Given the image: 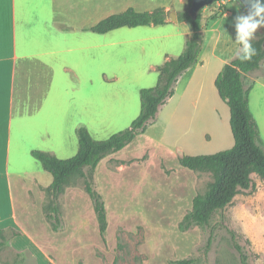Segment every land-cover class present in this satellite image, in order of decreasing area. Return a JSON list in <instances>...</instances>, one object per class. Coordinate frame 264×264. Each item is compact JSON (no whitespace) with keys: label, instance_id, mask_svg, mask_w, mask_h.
<instances>
[{"label":"rangeland","instance_id":"obj_1","mask_svg":"<svg viewBox=\"0 0 264 264\" xmlns=\"http://www.w3.org/2000/svg\"><path fill=\"white\" fill-rule=\"evenodd\" d=\"M128 1H116L118 5L113 6V0H103L97 7L89 2L82 14L72 17V25L98 24L127 10ZM184 1L188 9V0H150L149 6L154 11L171 5L183 12ZM202 11L205 39L201 56L207 63L197 78L203 80L204 89L192 85L187 91V79L182 81L157 122L96 170L94 187L103 196L108 213L106 241L100 236L84 179L54 199L42 187L47 180L52 183V175L31 154L11 164L2 158L0 231L7 242L0 247V264H170L189 259L193 264H242L230 230L250 253V263L264 264V182L259 179L254 180L253 190L238 195L218 213L210 227L179 229L194 198L204 194L213 181L210 173L182 167L179 158L215 154L234 146L229 107L220 97L214 102L206 96L211 88L217 92L212 82L219 70L214 48L228 60L237 56L236 19L247 13L238 0H222ZM168 29L167 40L161 27L152 26L100 36L96 66L77 67V76L56 74L48 125L54 139L43 147L55 151L60 159H69L79 150L74 126L86 127L96 140L128 129L140 115L141 90L157 85L158 75L152 68L162 66L167 53L174 58L182 54L176 45L180 33L190 28L174 24ZM78 43L72 41L71 47ZM70 55L73 60L76 53Z\"/></svg>","mask_w":264,"mask_h":264},{"label":"trees","instance_id":"obj_2","mask_svg":"<svg viewBox=\"0 0 264 264\" xmlns=\"http://www.w3.org/2000/svg\"><path fill=\"white\" fill-rule=\"evenodd\" d=\"M188 2L189 8L178 13V21L189 22L192 27L185 49L178 58L166 56L165 63L157 69V85L141 90L140 115L128 129L115 133L106 140H96L86 127L78 128L76 133L79 136V150L69 159H60L55 154L40 150L31 152L33 158L53 177L51 185L45 191L54 199L63 195L66 187L73 182L85 180L86 192L93 201L103 241H106L108 231V213L103 196L94 187L96 170L103 160L127 148L157 122L162 108L175 96L180 78L198 63L205 39L203 11H200L197 19H193L189 13L192 0ZM168 17L169 12L165 8L159 7L149 12L129 8L101 20L88 31L105 35L121 28L161 26L168 24ZM254 35L252 45L256 49V55L252 60L241 62L236 56L229 64L224 65L215 81L220 98L230 109L234 146L215 154L185 155L179 158L182 167L213 176L206 192L194 198L192 210L180 223L181 232H187L196 226L210 227L214 217L231 205L238 195L255 188L254 175L264 181V142L258 122L250 109V96L256 84L254 75L264 65V34ZM56 221L59 219L56 218ZM230 233L232 246L239 252L242 264H251L250 253L241 245L238 235L231 230ZM6 242L4 231H0V247L6 246ZM193 263L189 259L170 264Z\"/></svg>","mask_w":264,"mask_h":264},{"label":"crops","instance_id":"obj_3","mask_svg":"<svg viewBox=\"0 0 264 264\" xmlns=\"http://www.w3.org/2000/svg\"><path fill=\"white\" fill-rule=\"evenodd\" d=\"M102 1L0 0V163L2 158L7 164L16 163L20 157L31 154L33 150L56 155L55 151L43 147L49 146V142L54 139V132H50L48 125L50 124L49 109L53 108L54 103L55 75L58 73L76 75L77 67L88 65V63L90 66H96L97 50L100 48L98 40L101 39L100 36H103L88 31L96 24L72 25V17L83 13L89 2L91 4L94 2V6L97 7L96 5L98 3L101 5ZM116 1L121 3L126 0H113V6L118 5ZM149 5L150 0H129L124 7L125 9L133 8L138 12H149V10L152 11ZM186 7L185 4L184 10ZM163 8L169 14L175 11L177 18L178 13L181 12L172 9L171 5L164 4ZM204 22L203 17V24ZM174 24L187 26L185 22H170L168 19V24L152 27H161L167 40L170 38L168 28ZM122 29L124 28L115 31ZM191 33L190 30L180 33V39L176 45L180 53H183L186 39ZM74 40H78L79 43L77 47L72 48L71 43L73 41L74 44ZM73 51L76 56L72 60L70 54ZM217 52L215 47L213 58L219 63V70L215 73L212 82L216 81L224 65L234 59L228 60ZM167 55L174 58L172 53ZM201 55L194 68L192 67L180 78L176 86V94L168 103L177 96L179 85L185 79H187L185 90L188 91L192 85L200 87L201 91L204 89L203 80L200 81V78H197V74L205 69L207 63ZM152 70L156 71L159 77L155 67ZM88 73L90 76L91 72L88 71ZM254 76L256 84L250 96V109L258 122L264 142V65L262 70L256 72ZM217 93L218 91L214 92L211 88L206 99L216 102L220 97ZM58 103L65 105L61 99H58ZM77 129L78 127L74 126V130ZM228 140L227 136L226 141L229 142ZM253 177L256 182L259 180L264 182L257 175ZM33 180H38L41 184L38 178ZM45 183L42 184L44 188L51 185L50 180Z\"/></svg>","mask_w":264,"mask_h":264},{"label":"clouds","instance_id":"obj_4","mask_svg":"<svg viewBox=\"0 0 264 264\" xmlns=\"http://www.w3.org/2000/svg\"><path fill=\"white\" fill-rule=\"evenodd\" d=\"M264 26V5L261 0H255L252 9L246 16H238L236 19L235 43L239 45L236 53L241 62L251 61L256 55V49L252 45L257 29Z\"/></svg>","mask_w":264,"mask_h":264},{"label":"water","instance_id":"obj_5","mask_svg":"<svg viewBox=\"0 0 264 264\" xmlns=\"http://www.w3.org/2000/svg\"><path fill=\"white\" fill-rule=\"evenodd\" d=\"M218 1L220 0H192V5L189 10V13L193 19H197L202 9H204L205 7H209ZM238 1H240L243 4V6L246 9V13L248 15L252 9L253 3H255V0H238ZM261 4L264 5V0H261ZM168 19L170 22H177L178 18L176 12L172 11L169 14ZM186 24L190 28V31L192 32V27L190 23L186 22ZM255 34H264V26L259 27Z\"/></svg>","mask_w":264,"mask_h":264},{"label":"built area","instance_id":"obj_6","mask_svg":"<svg viewBox=\"0 0 264 264\" xmlns=\"http://www.w3.org/2000/svg\"><path fill=\"white\" fill-rule=\"evenodd\" d=\"M220 1H222V0H220ZM220 1H219V2H220Z\"/></svg>","mask_w":264,"mask_h":264}]
</instances>
